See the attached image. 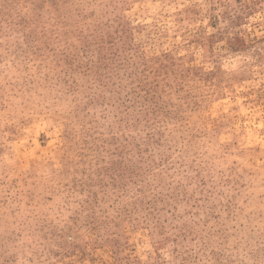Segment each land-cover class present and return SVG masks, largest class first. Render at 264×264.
<instances>
[{"label": "rangeland", "instance_id": "obj_1", "mask_svg": "<svg viewBox=\"0 0 264 264\" xmlns=\"http://www.w3.org/2000/svg\"><path fill=\"white\" fill-rule=\"evenodd\" d=\"M0 264H264V0H0Z\"/></svg>", "mask_w": 264, "mask_h": 264}]
</instances>
